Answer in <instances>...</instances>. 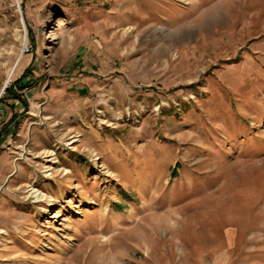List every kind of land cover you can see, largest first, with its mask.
I'll list each match as a JSON object with an SVG mask.
<instances>
[{
  "label": "rangeland",
  "instance_id": "1",
  "mask_svg": "<svg viewBox=\"0 0 264 264\" xmlns=\"http://www.w3.org/2000/svg\"><path fill=\"white\" fill-rule=\"evenodd\" d=\"M261 1L0 0V264H264Z\"/></svg>",
  "mask_w": 264,
  "mask_h": 264
},
{
  "label": "crops",
  "instance_id": "2",
  "mask_svg": "<svg viewBox=\"0 0 264 264\" xmlns=\"http://www.w3.org/2000/svg\"><path fill=\"white\" fill-rule=\"evenodd\" d=\"M219 1V4H222V3H225L227 0H218ZM229 1V0H228ZM262 2V7H263V9L261 10V14H264V0L263 1H261ZM263 29H264V27H263ZM260 47H263L264 46V42H263V44H260L259 45ZM26 60V62H25V64L23 65V68H25L26 66H28V64H29V62H30V59H25ZM21 61H22V59H21ZM23 71H21V73H22ZM23 81V79L20 81V82H22ZM11 88H10V90L8 91V92H11V91H13V86H10ZM247 90H251V92H252V87H250L249 89H247ZM247 90H245V92L247 91ZM18 98L20 99V98H22L21 96H18ZM23 101H24V103L26 104V100L25 99H23ZM1 106H2V111H1V113H0V134H1V132L3 131V129L6 127L7 128V132L8 131H10V127H12V124L14 123V120L16 121V120H20V118L22 117L21 115H20V113H18V105H16V103H15V101H13V102H9V100L7 101L5 98H3L2 99V101H1ZM27 106V105H26ZM225 107V106H224ZM225 109V111L227 112L228 111V109L227 108H224ZM29 112H31L30 114L32 115V116H34V111H29ZM213 113H214V115L216 116V117H219V116H221L220 114H219V111H217V110H214L213 111ZM228 113H230V112H228ZM226 113L224 112V114L223 115H225ZM222 115V116H223ZM227 115H229V117H231V114H227ZM31 116V117H32ZM223 117H226L227 118V116L225 115V116H223ZM233 122H235V121H233ZM235 124V123H234ZM236 125V124H235ZM240 125V123L238 124L237 123V125L236 126H239ZM236 126H235V128H236ZM5 130V129H4ZM14 133V132H13ZM14 134H12V132H10L9 134H7V135H3L2 134V136L1 137H3V136H5L6 137V141H7V143H11V140H12V136H13ZM8 156V150H3L2 152H0V163H4L5 161H6V159L8 158L7 157ZM1 172H7V171H4V170H1V168H0V173ZM232 233H231V231H229V233H228V237L229 238H232V235H231ZM218 253H220L218 256H217V258L211 263V264H228V261H229V257H227V255H228V251H226V250H222L221 252H218ZM225 256V259H223V257ZM224 260V261H223Z\"/></svg>",
  "mask_w": 264,
  "mask_h": 264
},
{
  "label": "built area",
  "instance_id": "3",
  "mask_svg": "<svg viewBox=\"0 0 264 264\" xmlns=\"http://www.w3.org/2000/svg\"><path fill=\"white\" fill-rule=\"evenodd\" d=\"M10 86H11V79H8V80L5 82L4 86L0 89V113H1V111H2L1 101H2L3 98H5V95L7 94V93H6V89H7L8 87H10Z\"/></svg>",
  "mask_w": 264,
  "mask_h": 264
},
{
  "label": "bare ground",
  "instance_id": "4",
  "mask_svg": "<svg viewBox=\"0 0 264 264\" xmlns=\"http://www.w3.org/2000/svg\"><path fill=\"white\" fill-rule=\"evenodd\" d=\"M22 42H23V46H24V48H25L26 45H27V42H28V35H27V33H25V34L22 36ZM13 70H15V68H13ZM13 70H12V72L10 73L9 78H11V77L13 76ZM51 155H52V154H51Z\"/></svg>",
  "mask_w": 264,
  "mask_h": 264
},
{
  "label": "trees",
  "instance_id": "5",
  "mask_svg": "<svg viewBox=\"0 0 264 264\" xmlns=\"http://www.w3.org/2000/svg\"><path fill=\"white\" fill-rule=\"evenodd\" d=\"M10 88H11V87H8V88L6 89V93L10 90Z\"/></svg>",
  "mask_w": 264,
  "mask_h": 264
}]
</instances>
